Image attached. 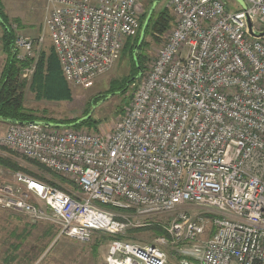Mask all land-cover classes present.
<instances>
[{"label":"built area","instance_id":"1","mask_svg":"<svg viewBox=\"0 0 264 264\" xmlns=\"http://www.w3.org/2000/svg\"><path fill=\"white\" fill-rule=\"evenodd\" d=\"M141 1L49 0L44 33L10 25L22 76L48 32L66 81L90 86L136 35ZM244 1L169 0L174 26L112 133L9 123L0 146L53 174L15 171L0 207L79 242L121 236L105 264H264V0ZM154 227L152 242L129 234Z\"/></svg>","mask_w":264,"mask_h":264},{"label":"rangeland","instance_id":"2","mask_svg":"<svg viewBox=\"0 0 264 264\" xmlns=\"http://www.w3.org/2000/svg\"><path fill=\"white\" fill-rule=\"evenodd\" d=\"M155 1H141L139 17L150 11ZM225 1L232 10L246 6L244 0ZM154 5L156 11L168 8L173 15V11L169 7V0H160ZM49 6V0H0V15L7 19L8 24H17L21 33L38 36L45 31L44 21ZM174 22L171 28L160 36V40H157L150 33L145 35L146 45L141 50L148 57L145 62V71L140 79H134L135 82L126 85L124 89H121L123 81L133 73V62L128 49L124 47L125 44L114 66L96 77L90 86L69 84L72 91L71 100H51L44 96H38L31 87L33 75L29 78L26 77V85L23 88L25 107L38 116V121L43 122L50 120H54V122L68 121L89 116L97 123L96 128H92L88 124L73 128L104 134L112 133L118 121L125 116L135 90L147 74L167 34L172 30ZM3 29L4 27L0 22V40ZM42 46L39 57L43 51L48 53L52 46L48 32L45 33V42ZM22 78L24 77L22 76ZM6 124L7 121L0 119V135L4 133ZM0 156L15 160L25 169L41 176L53 174L43 165L25 158L8 147L0 146ZM15 171L7 163L0 161V181L12 179ZM158 218L166 220L167 216ZM153 230V228L143 229L133 235L136 240L148 243L152 242L156 235ZM95 239L94 237L88 242H79L66 235L58 236V228L52 222L32 221L19 212L0 207V259L5 264H105L108 241H102V244L96 247ZM167 264H181V262L172 256V258L169 257Z\"/></svg>","mask_w":264,"mask_h":264},{"label":"trees","instance_id":"3","mask_svg":"<svg viewBox=\"0 0 264 264\" xmlns=\"http://www.w3.org/2000/svg\"><path fill=\"white\" fill-rule=\"evenodd\" d=\"M148 14L149 11L139 17V30L135 36L129 37L125 42L124 47L128 49L133 62V73L125 81H123L121 89H124L126 85H130L135 82L133 78L140 79L141 75L145 71V62L148 60V57L145 52L141 51L146 45L145 35L150 33L154 35L157 40H160V36L167 32L174 22V16L170 13L168 8H162L159 11H156L155 8L147 23L144 37L141 40L143 25L148 17ZM0 22L4 27L1 42L2 49L6 54V64L0 79V119L7 121L8 124L11 122L23 123L28 121H38V116L24 105L23 88L26 85V79L22 78V74L23 69L29 67L31 62L19 61L16 58L14 47L15 32L11 29L7 19L2 15H0ZM31 87L40 97L44 96L51 100L72 99L71 88L63 76L60 62L53 45L49 49L48 53L46 51L41 53L36 64V69L33 73ZM49 122L76 128H78V126H82L83 124H88L89 126H92V128L97 127V123H95L89 116L68 121L54 122V120H50ZM0 161L7 163L10 168L15 169L16 171H27L36 178H42L41 175L25 169L15 160L13 161L10 158L0 156ZM153 229L156 235L163 234L161 228L154 227ZM140 230L143 229L130 230L129 234L133 235ZM93 236L96 238V247L101 245L102 241H108L113 238H121L119 235H110L102 231L95 232ZM171 255L180 262V256H176L174 252H172ZM171 255L169 257L172 258Z\"/></svg>","mask_w":264,"mask_h":264},{"label":"crops","instance_id":"4","mask_svg":"<svg viewBox=\"0 0 264 264\" xmlns=\"http://www.w3.org/2000/svg\"><path fill=\"white\" fill-rule=\"evenodd\" d=\"M5 64H6V54L3 51V49H2V42L0 40V79H1V76H2L3 69L5 67ZM7 126H8V123L6 124V126H4L5 127L4 130H6ZM0 264H5V263L2 262L1 259H0Z\"/></svg>","mask_w":264,"mask_h":264},{"label":"water","instance_id":"5","mask_svg":"<svg viewBox=\"0 0 264 264\" xmlns=\"http://www.w3.org/2000/svg\"><path fill=\"white\" fill-rule=\"evenodd\" d=\"M159 1H160V0H156L155 3L157 4ZM155 3H153V7L150 9L149 14H148V17H147V19H146V21H145V23H144V25H143L142 34H141V40H142L143 37H144L145 29H146L147 23H148V21H149V19H150V16H151L153 10L155 9V5H154ZM251 28H252V24H251V22H249V29L251 30ZM133 79H135V78H133Z\"/></svg>","mask_w":264,"mask_h":264}]
</instances>
